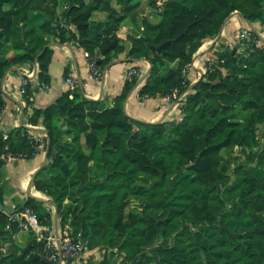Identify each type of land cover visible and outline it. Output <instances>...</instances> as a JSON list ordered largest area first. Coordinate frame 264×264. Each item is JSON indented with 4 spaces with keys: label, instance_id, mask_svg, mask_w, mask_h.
Masks as SVG:
<instances>
[{
    "label": "trees",
    "instance_id": "trees-1",
    "mask_svg": "<svg viewBox=\"0 0 264 264\" xmlns=\"http://www.w3.org/2000/svg\"><path fill=\"white\" fill-rule=\"evenodd\" d=\"M64 1L58 19L59 0H0V115L7 68L37 59L39 79L49 81L54 41L79 40L101 69L125 51L115 27L95 29L91 15L98 0ZM137 4L125 0L115 24ZM236 10L250 21L264 20V0H166L159 22L145 20L140 28L132 18L126 55L145 57L152 68L144 81L128 78L112 105L78 87L45 108L28 100V121H42L50 138L49 160L34 185L56 202L61 225L70 221L85 247L115 248L117 264H264V132H258L264 123V40L250 30V39L235 49L218 50L192 91L183 73L192 61L189 46L218 35ZM138 85L142 98L179 88L180 119L149 122L129 115L124 102ZM31 92L28 83L26 95ZM31 131L19 125L0 132V154L34 157ZM233 152L241 159L224 171L222 162ZM134 198L140 202L133 207ZM25 206L53 226L43 200L31 196ZM16 232L17 222L0 210V247H7L0 264H51L43 240L7 245Z\"/></svg>",
    "mask_w": 264,
    "mask_h": 264
},
{
    "label": "crops",
    "instance_id": "crops-1",
    "mask_svg": "<svg viewBox=\"0 0 264 264\" xmlns=\"http://www.w3.org/2000/svg\"><path fill=\"white\" fill-rule=\"evenodd\" d=\"M100 6L91 15L93 25L101 30L113 26L117 33L124 38L125 51L110 60L102 69L99 81L89 79L88 52L84 49L79 40H71L61 43L53 42V54L49 64V81H41L38 76V60L24 61L11 64L3 78L2 90L4 92L5 105L0 115V132H7L16 126L26 125L32 132H43V122L31 126L28 119L32 107L28 106V99L21 92L23 76L29 79L33 96L32 105L38 108H45L53 104L59 96L70 90L66 78L75 76L77 79L76 88L89 98H104L108 105L113 104L114 97L121 93L124 84L131 76L128 73L130 66H137L141 75L139 79L147 74L151 68L150 61L145 57H127L126 51L131 47L132 42L128 34L134 30L135 22L143 28L144 21L157 23L161 19L160 10L151 5L149 0H136L137 6L131 14L115 24V17L119 16L125 4V0H98ZM67 3L59 0L57 16L60 19L64 15ZM115 11L113 14L112 11ZM113 14V16L111 15ZM116 15V16H114ZM132 18H135L132 20ZM254 31L261 40H264V20H248L240 11L232 12L223 23L218 35L208 36L193 42L189 46L192 56L190 78L192 80L189 90L196 83L208 67V61L215 56L218 50H233L239 44L237 32L240 29ZM108 66V67H107ZM43 83L48 87H43ZM75 88V89H76ZM140 85L132 89L124 102L125 111L134 118L158 122L162 120L180 119L181 112L175 102H166L163 96H139ZM192 91V90H191ZM38 128V129H37ZM46 149L41 150L32 158L18 157L3 161L0 164V210L13 212L25 205L28 198L34 196L43 200L46 208L51 212L53 219L52 231L58 233L62 225L58 205L51 199V196L34 185V179L40 169L49 160H46ZM65 201H68L66 199ZM13 210V211H12ZM35 235L29 231H18L11 235V244L15 249L27 247L35 239ZM119 255L115 248H87L85 247L81 258L74 264H117Z\"/></svg>",
    "mask_w": 264,
    "mask_h": 264
},
{
    "label": "built area",
    "instance_id": "built-area-1",
    "mask_svg": "<svg viewBox=\"0 0 264 264\" xmlns=\"http://www.w3.org/2000/svg\"><path fill=\"white\" fill-rule=\"evenodd\" d=\"M166 0H156L155 5L158 10H161ZM238 38L240 42L243 43L244 40H249L251 37V32L249 29H240L237 32ZM88 55V64L90 68L89 79H93L99 81L102 74L101 67L97 64L96 60ZM190 68L191 64H188L183 73L190 78ZM128 73L130 76L139 77L141 75V71L137 66H130L128 69ZM191 79V78H190ZM66 82L70 88V90H74L77 86V79L75 76H67ZM29 83V79L26 76L22 78L21 84V92L28 99L33 101V96L27 94V85ZM43 87H48V84L43 83ZM166 102H177V100L181 97L179 88H175L172 92L163 95ZM31 126H36L34 124H30ZM31 137L35 140L36 150L33 153L34 156L41 150H45L48 142L47 135L41 132H32L30 133ZM4 137H7V134H4ZM24 157L23 153L14 154L11 151H4L0 154V164L11 158ZM10 213V218L13 221L17 222L18 231H33L34 235L38 240L44 241V256L47 260L51 262V264H74L77 260L81 258L82 252L86 245V239L82 237L81 233L75 235L73 233V227L70 221L66 222L61 230L58 233H54L52 231V227L47 225H43L39 220L38 213L30 208L23 207L22 209L15 210ZM10 228V224L7 225ZM0 250L7 251L6 245H2Z\"/></svg>",
    "mask_w": 264,
    "mask_h": 264
},
{
    "label": "rangeland",
    "instance_id": "rangeland-1",
    "mask_svg": "<svg viewBox=\"0 0 264 264\" xmlns=\"http://www.w3.org/2000/svg\"><path fill=\"white\" fill-rule=\"evenodd\" d=\"M258 132L260 134H262L264 132V123H262L259 126ZM262 142L264 143V139L262 140ZM240 159H241L240 154L238 152H233L232 154L228 155L226 157V159L223 160V162H222V169L224 171L231 172L234 169L235 165L238 164V161ZM139 202H140V200L134 198L131 204L134 207L135 205H138Z\"/></svg>",
    "mask_w": 264,
    "mask_h": 264
},
{
    "label": "water",
    "instance_id": "water-1",
    "mask_svg": "<svg viewBox=\"0 0 264 264\" xmlns=\"http://www.w3.org/2000/svg\"><path fill=\"white\" fill-rule=\"evenodd\" d=\"M163 44H164V43H163ZM163 44L158 45V46H157V49L160 50ZM151 46H152V47H155L154 44H152ZM107 67H108V66H107ZM151 68H152V65H151ZM151 68H150V70H151ZM150 70L147 72V74L150 72ZM147 74H145V76L142 78V80L146 77ZM37 129H38V128H37ZM43 131H45V132L47 133L46 128H43ZM49 145H50V138H48V142H47V148H46L47 155H46V160H47V157H48V148H49ZM44 165H45V164H44ZM44 165H43V166H44ZM12 211H13V210H12Z\"/></svg>",
    "mask_w": 264,
    "mask_h": 264
}]
</instances>
